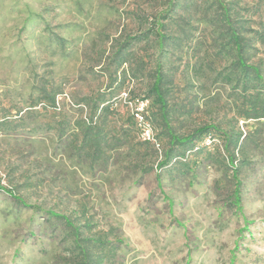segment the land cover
I'll return each instance as SVG.
<instances>
[{"label":"rangeland","instance_id":"1","mask_svg":"<svg viewBox=\"0 0 264 264\" xmlns=\"http://www.w3.org/2000/svg\"><path fill=\"white\" fill-rule=\"evenodd\" d=\"M224 1L244 6L264 32V0ZM216 10V0H0V117L8 120L0 118V183L35 206L0 190V264H65L73 242L48 210L85 215L92 234H107L99 264H264V117L239 115ZM162 16L176 43L148 33ZM138 34L118 65L117 47ZM248 57L264 74V41ZM157 66L172 78L174 133L202 124L242 132L238 204L218 130L183 165L159 167L168 137L151 99H141ZM46 90L58 91L56 108ZM99 96L112 103L105 125L120 140L92 162L78 150L74 122ZM140 102L152 139L131 123Z\"/></svg>","mask_w":264,"mask_h":264},{"label":"trees","instance_id":"2","mask_svg":"<svg viewBox=\"0 0 264 264\" xmlns=\"http://www.w3.org/2000/svg\"><path fill=\"white\" fill-rule=\"evenodd\" d=\"M217 10L214 15V24L218 29L217 37L220 38L219 47L227 48L233 52V59L223 68L224 74L231 83L232 88L239 99L236 107L239 108V115L244 119H259L264 117V74L259 64L249 61L248 54L255 47L256 40L264 41V32L250 26L252 15L245 16L237 3L233 1L216 0ZM248 11V9L246 10ZM167 17H155L149 22L148 33L157 37L160 45L164 43H176L180 37L170 32L166 21ZM143 34V33H141ZM141 34L128 36L119 44L114 52V59L118 65L125 62L123 52L128 50L134 40ZM145 35V34H144ZM140 39V38H139ZM172 78L160 67H156L152 72V79L146 89V93L141 99H151L155 106L152 118L158 121L160 132L168 137L169 145L163 150L164 160L158 163L162 167L170 162L182 163L180 158H186L187 154L195 147V143L201 141L203 137L213 130L222 133V147L226 152V158L235 177L234 198L239 203L240 180L238 178V166L234 163L236 152L239 150L242 132L219 130L212 124H202L187 134H176L169 125V104ZM46 97L49 105L56 108V94L58 91L46 90ZM112 103L103 97H98L89 106L88 114L74 122V129L79 136L78 150L92 162H96L106 155L110 140L119 142L120 138L111 134L106 125V118L113 113ZM21 116V115H20ZM19 116V117H20ZM145 117H149L148 115ZM2 121L8 122L5 117H0ZM131 123L137 124L134 115H131ZM64 126H58V133H64ZM158 177V176H157ZM0 190L7 193L13 200L29 208L35 206L27 204L25 200L18 196L11 188L0 183ZM47 213L58 220L65 228L67 234L73 242V250L66 258L65 264H99L104 259V253L109 250L112 242L107 238V234L91 233V223L89 217L80 214L74 218L63 213L48 210ZM82 217V218H81Z\"/></svg>","mask_w":264,"mask_h":264},{"label":"built area","instance_id":"3","mask_svg":"<svg viewBox=\"0 0 264 264\" xmlns=\"http://www.w3.org/2000/svg\"><path fill=\"white\" fill-rule=\"evenodd\" d=\"M142 105H143V102H140V106L135 108L133 115H134V118H135L137 124L140 126V130H141L140 134H141L142 139L148 140V139H152L151 128H150V125L147 121V118L145 117V115L143 113ZM211 139H213L212 134L207 133L203 137L202 141L208 142Z\"/></svg>","mask_w":264,"mask_h":264}]
</instances>
